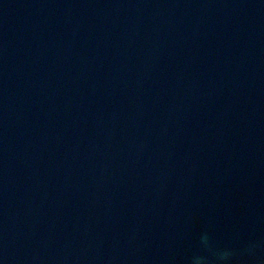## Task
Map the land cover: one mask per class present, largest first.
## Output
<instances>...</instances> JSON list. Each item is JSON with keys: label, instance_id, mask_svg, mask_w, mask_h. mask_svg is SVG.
<instances>
[{"label": "water", "instance_id": "water-1", "mask_svg": "<svg viewBox=\"0 0 264 264\" xmlns=\"http://www.w3.org/2000/svg\"><path fill=\"white\" fill-rule=\"evenodd\" d=\"M0 264H264V0H0Z\"/></svg>", "mask_w": 264, "mask_h": 264}]
</instances>
